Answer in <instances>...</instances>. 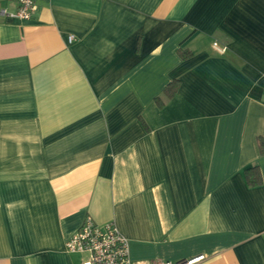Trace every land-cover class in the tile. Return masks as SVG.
<instances>
[{"label": "crops", "instance_id": "1", "mask_svg": "<svg viewBox=\"0 0 264 264\" xmlns=\"http://www.w3.org/2000/svg\"><path fill=\"white\" fill-rule=\"evenodd\" d=\"M259 137L264 0L0 15V264H84L66 242L87 216L114 220L140 263L264 264Z\"/></svg>", "mask_w": 264, "mask_h": 264}, {"label": "built area", "instance_id": "2", "mask_svg": "<svg viewBox=\"0 0 264 264\" xmlns=\"http://www.w3.org/2000/svg\"><path fill=\"white\" fill-rule=\"evenodd\" d=\"M38 0H0V15L30 18L37 6ZM3 2L15 5L14 9L3 6ZM70 39H74L71 35ZM213 46L219 52L225 51V46L217 41ZM69 251L86 252L89 257L84 264H193L202 259L199 255L187 260H151L140 263L132 260L129 253L128 238L119 230L114 220L99 224L91 216H87L78 230H76L66 242Z\"/></svg>", "mask_w": 264, "mask_h": 264}, {"label": "trees", "instance_id": "3", "mask_svg": "<svg viewBox=\"0 0 264 264\" xmlns=\"http://www.w3.org/2000/svg\"><path fill=\"white\" fill-rule=\"evenodd\" d=\"M180 53L183 57H187L190 54L189 51H185L183 49H180ZM178 86H179V80L175 78L167 84V86L165 87V91L169 95H172V93L177 90ZM259 144H260L261 151H264V138L263 137H259ZM245 175H246L248 183L251 185H258L262 181L261 171L257 165L248 166L245 169Z\"/></svg>", "mask_w": 264, "mask_h": 264}]
</instances>
